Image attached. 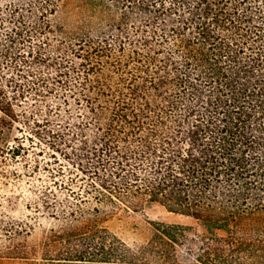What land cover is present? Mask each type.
I'll return each instance as SVG.
<instances>
[{
	"label": "trees",
	"instance_id": "16d2710c",
	"mask_svg": "<svg viewBox=\"0 0 264 264\" xmlns=\"http://www.w3.org/2000/svg\"><path fill=\"white\" fill-rule=\"evenodd\" d=\"M84 1L106 27L64 38L50 22L64 0H0V72L15 75L0 87V153L6 128L33 120L50 149L71 148L97 205L139 198L203 226L191 264H264V0ZM185 231L156 237L174 251Z\"/></svg>",
	"mask_w": 264,
	"mask_h": 264
},
{
	"label": "rangeland",
	"instance_id": "374dc122",
	"mask_svg": "<svg viewBox=\"0 0 264 264\" xmlns=\"http://www.w3.org/2000/svg\"><path fill=\"white\" fill-rule=\"evenodd\" d=\"M102 15L103 19L93 13L87 1L64 0L50 22L57 34L74 38L73 35L105 28L109 16ZM11 77H15L11 70L0 72V87L8 84ZM61 102L56 101L54 107ZM70 102L74 110L76 107ZM20 111L19 115L28 111L27 106ZM61 116L64 118L57 126H64L62 122L70 118H65L64 113ZM21 122L6 128L8 145H3L0 153V264H110L93 262L102 260L95 255L103 248L115 253L126 251L135 264L193 262L195 257L189 248L198 247L206 236L203 226L190 216L139 198L127 204L122 201L112 206L97 205L80 189L86 187L85 181H81L85 179L78 178L72 163L64 160L66 155L73 157L71 148L50 149L43 139L33 135V120ZM18 145L21 149L16 156L10 150ZM161 226L186 228L184 237L178 236L174 251L165 248L156 237ZM252 226L245 222L237 227V233L247 234ZM216 235L227 237L222 231ZM81 254L85 262L73 261Z\"/></svg>",
	"mask_w": 264,
	"mask_h": 264
}]
</instances>
